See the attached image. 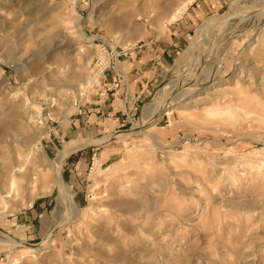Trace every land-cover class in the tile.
<instances>
[{
    "label": "rangeland",
    "instance_id": "1",
    "mask_svg": "<svg viewBox=\"0 0 264 264\" xmlns=\"http://www.w3.org/2000/svg\"><path fill=\"white\" fill-rule=\"evenodd\" d=\"M184 1L0 0V264H264V0L170 20ZM145 40L170 51L133 100L117 62ZM113 52L127 104L105 121L81 105ZM83 138L87 164L52 171Z\"/></svg>",
    "mask_w": 264,
    "mask_h": 264
},
{
    "label": "crops",
    "instance_id": "2",
    "mask_svg": "<svg viewBox=\"0 0 264 264\" xmlns=\"http://www.w3.org/2000/svg\"><path fill=\"white\" fill-rule=\"evenodd\" d=\"M167 47L168 46L166 44L158 46L150 42V40H145L131 45V47L126 50L127 58L125 59V62L123 60L117 62V65L119 62H122L124 64V68H127L126 72L124 71L126 75L123 72L124 68L121 71L122 75H120L125 80L124 82L126 83V88L128 87L126 79L128 78L130 81L133 100L136 96L143 94L144 91L148 89L150 82L154 81L158 76V72L160 70L159 67L163 64L164 60L167 58L166 55H168L170 51ZM158 50L160 51L158 52ZM116 68H118V66H116ZM101 76L102 79H99ZM112 79H114V75L112 76V72L108 66L101 69L98 72L97 78L92 81L97 82V80H100L91 91V98L88 100L89 107H86V102L83 101L81 105L82 110H80L83 112L89 110L91 115L96 114V112H100L105 115L103 116L105 121L106 119L110 120V118L117 121H119V119H123L121 114L124 113V107L127 104V90L125 88L121 93V82L118 84L119 86H116V84L111 81ZM118 89L119 92H117V94L116 91ZM118 113L120 115H118ZM113 114L116 116L108 117ZM80 125L81 127L84 126L82 123ZM97 126H99L98 123ZM97 143L99 142H95L93 144ZM84 145L85 144L75 147L76 150H79L75 153H71L75 150V148L71 149L72 151L70 150L69 155H67L63 160V162L68 166L71 175L74 173V169L79 171L87 164L90 150L89 148H83ZM95 153L91 156V158L95 155Z\"/></svg>",
    "mask_w": 264,
    "mask_h": 264
},
{
    "label": "bare ground",
    "instance_id": "3",
    "mask_svg": "<svg viewBox=\"0 0 264 264\" xmlns=\"http://www.w3.org/2000/svg\"><path fill=\"white\" fill-rule=\"evenodd\" d=\"M190 0H185L180 6H179V8H177V10L175 11V13L174 14H172L171 15V18H170V20H172V19H174L177 15H178V13L181 11V10H183V7H184V5L185 4H187V2H189ZM185 6H187V5H185ZM185 9V8H184ZM240 11H242V10H240ZM227 16V15H226ZM225 16V17H226ZM228 17V16H227ZM222 19V18H221ZM225 20V19H224ZM77 23V22H76ZM223 25V24H222ZM199 37H197V39H198ZM196 42H199V41H196ZM196 42L195 43H193L192 45H190V47H192L193 48V46L196 44ZM189 47V48H190ZM188 48V49H189ZM194 49V48H193ZM59 73V72H58ZM60 74V73H59ZM94 75H96V74H94ZM97 76V75H96ZM95 77V76H94ZM94 77H90L89 76V78H86L84 81H83V83H81V84H79V86L77 87V89H82V87H86L87 88V86L89 85V84H91V81L94 79ZM208 77V76H207ZM60 78H61V81H63V82H66V81H64V79H63V76L60 74ZM81 85H84V86H81ZM167 85V84H166ZM166 87V86H165ZM168 87V86H167ZM166 87V88H167ZM84 91V90H83ZM158 92V94H156L155 96H154V98H153V100H152V103H150L149 102V104L145 107V112H144V122H146V121H149V119L159 110V108H160V105H161V103H162V100H164V98H162V99H160V100H156V101H154V99H156V98H161L162 96H163V94H164V92H165V90H163V87L161 86V88H159V90L157 91ZM82 93V92H81ZM140 125V124H139ZM112 136L113 137H115V136H117L116 134H112ZM101 140V138H99V139H86V138H83V139H80V140H77V141H75V142H70L65 148H63L62 150H60L59 152H58V154L56 155V157H55V159H54V161H53V164H52V171H53V169L55 170L56 169V171H57V173L59 172V165H60V162H61V160L63 159V157L66 155V154H68V152H70V150L71 149H73V148H75V147H77V146H80V145H83V144H86V143H95V142H97V141H100ZM72 151V150H71ZM63 162V161H62ZM57 173H55V174H57ZM59 174V173H58ZM57 177V180H61L60 178H59V175L58 176H56ZM63 183V182H62ZM61 183H59V185H60ZM58 185V187H59V191L60 192H62V191H64L63 192V197H64V199L67 201V203L68 204H73L72 203V200H71V198H70V195L67 193V186L66 185H64V186H61V188H63V190L61 191L60 190V186ZM63 185V184H62ZM17 192H18V185H17V181H16V178H15V176L12 174L11 176H9V180H8V186H7V188H6V190L5 191H3L2 192V197H8L9 199H13V197L15 196L16 197V195H17ZM14 199H16V198H14ZM68 206H70L71 207V205H68ZM7 238H9L8 236H7ZM12 241V240H11ZM5 243V242H4ZM15 243V242H14ZM1 244V243H0ZM31 246H35V245H31Z\"/></svg>",
    "mask_w": 264,
    "mask_h": 264
},
{
    "label": "built area",
    "instance_id": "4",
    "mask_svg": "<svg viewBox=\"0 0 264 264\" xmlns=\"http://www.w3.org/2000/svg\"><path fill=\"white\" fill-rule=\"evenodd\" d=\"M115 56H116V54L113 52L111 54V56H110L111 57V62L110 61L107 62V61L103 60V58H97L95 60V64H96L95 69H100L101 70V69H103V68H105L107 66H111L112 65L111 63H113L112 58H114Z\"/></svg>",
    "mask_w": 264,
    "mask_h": 264
}]
</instances>
